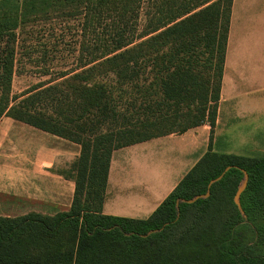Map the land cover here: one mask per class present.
Here are the masks:
<instances>
[{"label": "trees", "instance_id": "16d2710c", "mask_svg": "<svg viewBox=\"0 0 264 264\" xmlns=\"http://www.w3.org/2000/svg\"><path fill=\"white\" fill-rule=\"evenodd\" d=\"M231 1L0 0V120L80 147L70 209L0 217V264H264V157L208 151L148 218L101 213L114 151L214 129ZM33 54L49 78L11 96Z\"/></svg>", "mask_w": 264, "mask_h": 264}, {"label": "crops", "instance_id": "0c3cea01", "mask_svg": "<svg viewBox=\"0 0 264 264\" xmlns=\"http://www.w3.org/2000/svg\"><path fill=\"white\" fill-rule=\"evenodd\" d=\"M260 133H264V0H232L214 129L203 125L114 151L101 213L148 218L206 152L259 157L237 146L227 148V142L235 134L252 140ZM258 151L257 146L250 149L253 154ZM79 154L77 144L3 117L0 217L68 211L75 184L58 172Z\"/></svg>", "mask_w": 264, "mask_h": 264}, {"label": "rangeland", "instance_id": "374dc122", "mask_svg": "<svg viewBox=\"0 0 264 264\" xmlns=\"http://www.w3.org/2000/svg\"><path fill=\"white\" fill-rule=\"evenodd\" d=\"M143 20H141L142 22ZM41 44V41H40ZM38 51V50H37ZM38 59L37 54H33L32 60L28 61L23 57L19 56V62L16 64L14 69V74L11 82V96L18 95L28 89L29 87L37 84L40 81L47 80L48 76L43 77V71L46 67L40 63H34ZM71 61H68L70 63ZM51 71L58 72L62 70V65L58 63L52 64ZM49 70V69H48ZM253 136V135H252ZM240 149L243 153H249L250 155H256L259 157H264V133L255 134L252 140H247L246 134H235L227 142V148L236 147ZM254 146H257L261 151L257 154L250 152L253 150ZM256 148V147H255ZM260 155H259V154ZM68 169V168H65ZM64 170V169H63Z\"/></svg>", "mask_w": 264, "mask_h": 264}, {"label": "water", "instance_id": "95a60500", "mask_svg": "<svg viewBox=\"0 0 264 264\" xmlns=\"http://www.w3.org/2000/svg\"><path fill=\"white\" fill-rule=\"evenodd\" d=\"M227 170H228V168L225 170V172H226ZM244 174H245V173H244ZM220 178H221V176H220L218 179H220ZM218 179H217V180H218ZM246 179H247V177H246V174H245V179H244L243 185H242V187L239 189V191H238V193H237V195L235 196V199H234L236 205H238V196H239L240 192L242 191V189L245 187ZM213 182H214V181H213ZM213 182H211L210 185H211ZM210 185H209V186H210ZM206 196H208V191H207L206 195L203 196V197H206ZM199 198H201V197H197V198H195L194 200L188 201L187 203H192L193 201H195L196 199H199Z\"/></svg>", "mask_w": 264, "mask_h": 264}]
</instances>
